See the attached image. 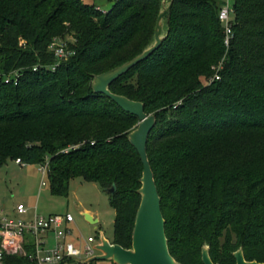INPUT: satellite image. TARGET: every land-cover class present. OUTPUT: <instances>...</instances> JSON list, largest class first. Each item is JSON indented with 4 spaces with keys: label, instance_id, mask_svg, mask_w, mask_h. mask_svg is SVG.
<instances>
[{
    "label": "trees",
    "instance_id": "1",
    "mask_svg": "<svg viewBox=\"0 0 264 264\" xmlns=\"http://www.w3.org/2000/svg\"><path fill=\"white\" fill-rule=\"evenodd\" d=\"M112 1L103 11L83 0H0V167L48 161L57 196L74 177L115 185L110 242L130 248L143 164L128 133L139 119L92 80L153 43L165 0ZM220 4L172 0L159 46L108 85L154 114L146 153L178 264H204L203 247L214 264H235L239 249L264 262V0H232L228 47ZM67 34L74 54L50 70L49 45ZM4 264L36 263L13 254Z\"/></svg>",
    "mask_w": 264,
    "mask_h": 264
},
{
    "label": "water",
    "instance_id": "2",
    "mask_svg": "<svg viewBox=\"0 0 264 264\" xmlns=\"http://www.w3.org/2000/svg\"><path fill=\"white\" fill-rule=\"evenodd\" d=\"M171 3L172 0L167 3V6L158 15L154 41L149 47L145 48L130 61L110 70L106 75H96L93 79L96 80L95 83H92L94 91L106 94L122 109L136 115L141 121L139 126L133 131V140L131 142L140 155L143 169L141 187L139 189L141 199L135 215L131 247L124 248L119 244L111 243L103 233H100V242L95 245L100 253L87 258L85 261L87 263L100 258L112 259L115 264H178L170 255L167 247L164 219L160 209V197L146 153L147 137L154 125L155 119L144 112L141 102L114 94L108 89V85L112 80L146 58L159 46L162 40V35L160 34L162 28L161 20L169 10ZM114 190L115 185L107 189L110 193ZM82 213L90 223L95 224L97 222V219L93 218L89 213ZM234 255L236 259L235 264H264V262L246 261L240 249ZM202 261L204 264H214L208 255L207 247L202 248Z\"/></svg>",
    "mask_w": 264,
    "mask_h": 264
},
{
    "label": "rangeland",
    "instance_id": "3",
    "mask_svg": "<svg viewBox=\"0 0 264 264\" xmlns=\"http://www.w3.org/2000/svg\"><path fill=\"white\" fill-rule=\"evenodd\" d=\"M83 1L86 3H94L103 11L108 10L113 3L112 0ZM167 3L168 2L166 0L162 2V7L158 11L157 17L167 6ZM161 27L160 34L162 35V20ZM63 40L73 41L74 38L71 34H67L63 37ZM58 41L60 40L58 39ZM112 69L106 70L100 74L102 76L106 75L107 72ZM13 78H16L15 74L5 76L3 81H5V79H8V81L14 80ZM95 81L96 80H92V83H95ZM147 115L154 117L153 113ZM140 123L141 121L138 120L134 128L128 133V139L130 142L133 140V131ZM42 181H44V184H42ZM18 202L25 204L29 210V214H32L34 211L45 215L66 212L71 213L74 217V221L71 226L74 229L75 235L81 238L93 235L99 239L100 233H103L108 240H111L112 238L115 211L110 205L108 192L96 182H88L82 177H74L69 180L68 196L53 195L48 187L47 173H42L41 164L18 163L14 159H8L7 162L0 167V212L1 210L4 212H12L13 207H15ZM83 209H88L98 216V222L95 224L90 223L83 215L81 211ZM80 243L81 241L79 240V245ZM99 253L100 251H97L95 255ZM92 264L115 263L112 259L98 258L94 259Z\"/></svg>",
    "mask_w": 264,
    "mask_h": 264
},
{
    "label": "built area",
    "instance_id": "4",
    "mask_svg": "<svg viewBox=\"0 0 264 264\" xmlns=\"http://www.w3.org/2000/svg\"><path fill=\"white\" fill-rule=\"evenodd\" d=\"M218 19L224 27V45L228 47L233 35L232 0H221ZM49 48L55 56V63L48 67L50 70H55L60 62L74 54V51L68 48L66 41L60 38H54ZM218 79L219 73L216 69L211 81ZM16 162L21 163L19 158ZM47 167L48 161L41 164L43 174L47 172ZM73 221L74 217L69 212L45 215L34 211L29 214L28 208L23 203L16 204L12 213L1 211L0 264H4L6 256L13 254L28 255L36 264L87 263L86 259L98 251L95 245L100 240L93 235L85 238L75 235L71 226Z\"/></svg>",
    "mask_w": 264,
    "mask_h": 264
},
{
    "label": "crops",
    "instance_id": "5",
    "mask_svg": "<svg viewBox=\"0 0 264 264\" xmlns=\"http://www.w3.org/2000/svg\"><path fill=\"white\" fill-rule=\"evenodd\" d=\"M18 203H22V202H18ZM17 203V204H18ZM13 210H14V207H13V209H12V212H13ZM1 211H3V210H1ZM82 212H87V213H89L93 218H95V219H97V222H98V220H99V218H98V216H96L93 212H91L90 210H88V209H83V210H81ZM12 212H9V211H5V213H12Z\"/></svg>",
    "mask_w": 264,
    "mask_h": 264
}]
</instances>
